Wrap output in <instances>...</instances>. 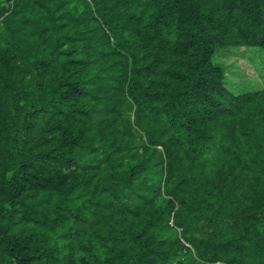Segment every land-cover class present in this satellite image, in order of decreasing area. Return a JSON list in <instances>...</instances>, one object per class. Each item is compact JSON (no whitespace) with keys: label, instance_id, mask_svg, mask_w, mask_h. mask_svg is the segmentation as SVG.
I'll return each mask as SVG.
<instances>
[{"label":"trees","instance_id":"obj_1","mask_svg":"<svg viewBox=\"0 0 264 264\" xmlns=\"http://www.w3.org/2000/svg\"><path fill=\"white\" fill-rule=\"evenodd\" d=\"M239 47L264 0H0V264H201L176 204L199 260L264 264V91L213 62Z\"/></svg>","mask_w":264,"mask_h":264},{"label":"rangeland","instance_id":"obj_2","mask_svg":"<svg viewBox=\"0 0 264 264\" xmlns=\"http://www.w3.org/2000/svg\"><path fill=\"white\" fill-rule=\"evenodd\" d=\"M213 62L222 70L223 87L231 94L238 96L249 93L259 94L264 91V50L247 51L244 47L231 48L224 52H217L213 57ZM177 209L178 205L176 204L169 220V226L175 232V238L191 252L194 260L201 264H209L198 259L194 248L186 239L188 235L174 222ZM215 264L225 263L217 262Z\"/></svg>","mask_w":264,"mask_h":264}]
</instances>
